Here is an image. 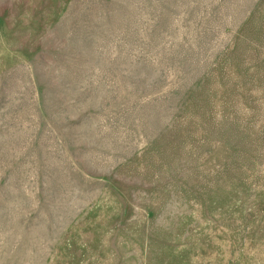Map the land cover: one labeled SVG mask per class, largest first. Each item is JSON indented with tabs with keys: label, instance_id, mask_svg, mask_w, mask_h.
Masks as SVG:
<instances>
[{
	"label": "rangeland",
	"instance_id": "1",
	"mask_svg": "<svg viewBox=\"0 0 264 264\" xmlns=\"http://www.w3.org/2000/svg\"><path fill=\"white\" fill-rule=\"evenodd\" d=\"M0 264H264V0H0Z\"/></svg>",
	"mask_w": 264,
	"mask_h": 264
}]
</instances>
